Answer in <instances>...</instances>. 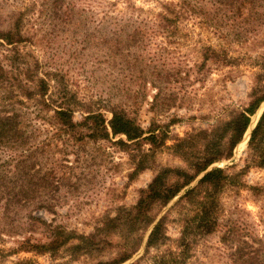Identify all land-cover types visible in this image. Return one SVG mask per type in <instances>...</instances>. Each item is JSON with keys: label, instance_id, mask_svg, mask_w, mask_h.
Listing matches in <instances>:
<instances>
[{"label": "trees", "instance_id": "trees-1", "mask_svg": "<svg viewBox=\"0 0 264 264\" xmlns=\"http://www.w3.org/2000/svg\"><path fill=\"white\" fill-rule=\"evenodd\" d=\"M148 1H151L148 7L134 0H43L40 6L41 12L46 13L43 18L48 26L58 23L76 32L81 24L89 28L91 23H95L93 31L105 34L104 43L138 47L141 50L155 44L157 35L162 36L166 44L180 42L185 35L182 31L194 30L198 25L216 30L225 27L239 29L246 36L264 26V0H144ZM29 6L11 15L7 28H0V199L5 200L0 208V228L7 224L6 217L11 205L20 203L22 197L24 204L29 203L38 191L40 179L45 178L47 182L52 180L53 168L43 177H38L35 161L40 145L49 146L53 139H63L65 145L74 146L88 141H110V138L122 135L124 138L112 142L134 160L135 167L130 177L149 166L150 157L156 150L167 146L166 130L153 123L145 131L123 106L109 109V118L95 109L86 111L81 120L75 121L70 105L63 99L58 102L49 94L51 78L27 75L18 65L19 58L4 53L3 47L11 46L9 51L16 44L31 43V40L41 36V28L26 32L25 26L28 23L36 26L38 23L35 22H39L38 18L41 17H29L28 12L33 11L34 2ZM197 50L199 55L191 65L180 63L174 67L172 64L166 72L168 82L180 76L188 77L190 73L201 80L212 65L229 66L234 60L223 46L202 43ZM142 59L141 55L135 58L136 61ZM259 65L261 82L253 87L251 101L246 107L229 109L226 116L211 128L177 139L168 146L185 158L191 147L199 142L203 144L199 155L189 159L188 170L168 168L157 171L147 187L139 189L134 205L128 208L120 206L113 217L105 216L102 227L97 231L108 225H117L123 227L130 238L123 239L125 241L120 244L115 257L91 264H124L128 261L127 264H184L187 253L197 242L218 230L221 243L241 240L244 244L234 250L240 264H264V243L261 240V248H257L253 245L252 237L241 239L240 220H233L234 211L228 210L222 200L227 190L237 191L240 186H245L239 181L247 169L252 166L264 168V109L250 132L242 158L243 165L209 169L213 163L233 157L236 145L249 127L251 116L264 101V59ZM150 74L155 73L151 71ZM55 102L58 105H54ZM47 107L52 111L49 119L41 115ZM39 119L47 120L45 122L49 125L42 141H37L35 136L38 124L35 122ZM174 120L170 122L174 123ZM144 143L149 146L147 149ZM7 165H12V170ZM10 174L12 176L9 177ZM10 182L13 189H19L18 192L9 190ZM262 192L264 190L261 188ZM42 204L46 206V203ZM29 218L42 227L40 233L43 239L23 236L16 242L14 252L48 254L51 258L49 264H69L70 260H56L62 251L72 252L75 256L77 251L98 245L96 233L75 235L64 226L38 217ZM168 223L179 227L178 236L174 239L167 234ZM145 236L142 254L132 259L141 248ZM72 253L71 259H75ZM13 264L39 263L23 258Z\"/></svg>", "mask_w": 264, "mask_h": 264}, {"label": "rangeland", "instance_id": "rangeland-1", "mask_svg": "<svg viewBox=\"0 0 264 264\" xmlns=\"http://www.w3.org/2000/svg\"><path fill=\"white\" fill-rule=\"evenodd\" d=\"M42 1L0 0V28H7L11 15L31 7L32 2L35 6L28 12L29 17L41 16L39 22H35L38 23L36 26L29 23L25 26L26 32L41 28V36L31 43L16 44L9 51L11 46L3 47L4 53L19 58L18 65L27 75L51 78L49 94L58 102L63 99L70 105L75 121L81 120L86 111L95 109L109 118V109L123 106L145 131L153 123L166 130L167 146L156 150L150 157L149 166L130 177L135 167L134 160L112 142L124 138L122 135L110 138V141H88L74 146L65 145L63 139H53L49 146L40 145L35 161L38 177H43L53 168L52 180L40 179L38 191L29 203L24 204L22 197L20 203L11 205L7 224L0 228V263L13 264L23 258L33 259L39 264L51 262L48 254L13 250L23 236L43 239L42 227L29 216L64 226L75 235L97 234V246L77 251L75 256L64 250L57 256V261L70 260L69 264L106 261L119 253L123 239L130 236L117 225H108L97 231L102 227L105 216L113 217L120 206L128 208L134 205L139 189L146 188L157 171L168 168L188 170L189 159L199 155L203 144L199 142L191 147L185 158L168 146L177 139L211 128L226 116L229 109L244 108L251 101L253 87L261 82L259 63L264 59V26L246 36L239 29L225 27L216 30L198 25L194 30L182 31L185 35L180 42L166 44L163 37L157 35L155 44L141 50L104 43L105 34L93 31L95 23H91L89 28L81 24L76 32L58 23L48 26L43 18L46 13L41 12ZM134 1L145 7L151 3ZM202 43L225 47L234 58L233 62L229 66L212 65L201 80L190 73L188 77L180 76L168 82L166 72L172 64L174 67L180 63L191 65L199 55L197 49ZM137 55L143 57L142 61L135 60ZM151 71L155 74L151 75ZM262 76L264 82V71ZM159 88L161 90H157ZM156 93L158 95L154 98ZM263 108L264 101L251 117V127ZM51 114L50 107L41 112L45 119H49ZM171 119L175 122L171 123ZM45 121L39 119L35 122L38 123L35 131L37 141L46 137L49 125ZM250 132L247 129L231 159L213 163L209 169L232 164L241 167ZM148 147L144 143V148ZM11 167L7 165L10 170ZM239 182L245 186H240L237 191L227 190L222 200L228 210L234 211L233 220H240L241 239L252 237L253 245L261 248V240L264 243V192L261 194V188L264 190V168L250 167L240 176ZM8 184L12 190L13 184ZM18 190L14 188L12 191ZM4 202L0 199V208ZM166 231L174 239L178 236L179 227L168 223ZM219 231L201 238L187 253L184 264H240L234 250L244 244L241 240L221 243ZM145 239L146 236L132 259L142 254ZM70 253L75 259H71Z\"/></svg>", "mask_w": 264, "mask_h": 264}, {"label": "water", "instance_id": "water-1", "mask_svg": "<svg viewBox=\"0 0 264 264\" xmlns=\"http://www.w3.org/2000/svg\"><path fill=\"white\" fill-rule=\"evenodd\" d=\"M258 109H259V107L257 108V110L255 111V113H254L251 117H253V116L256 114V112L258 111ZM263 109H264V108H263ZM263 109H262V110H263ZM262 110H261V112H262ZM261 112H260V114H261ZM260 114H259V116H260ZM259 116H258V118H259ZM257 120H258V119H257ZM257 120L254 122V124H253L252 127H251V125H252V119L250 120V124H249V127H248V131H250V130L253 129V127L255 126V124H256V122H257ZM208 170H209V169H208ZM200 176H201V175H200ZM200 176H199V177H200ZM199 177H198V178H199ZM178 196H179V195H178ZM178 196H177V197H178ZM177 197H175L174 200H176ZM170 204H171V203H170ZM129 262H130V261H129ZM124 264H127V263H124Z\"/></svg>", "mask_w": 264, "mask_h": 264}, {"label": "bare ground", "instance_id": "bare-ground-1", "mask_svg": "<svg viewBox=\"0 0 264 264\" xmlns=\"http://www.w3.org/2000/svg\"><path fill=\"white\" fill-rule=\"evenodd\" d=\"M257 116V115H256Z\"/></svg>", "mask_w": 264, "mask_h": 264}]
</instances>
